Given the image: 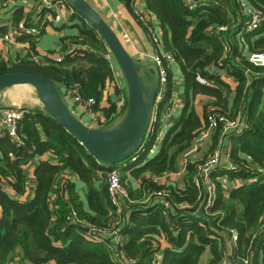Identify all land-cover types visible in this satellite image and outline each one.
I'll return each instance as SVG.
<instances>
[{
	"label": "trees",
	"instance_id": "obj_1",
	"mask_svg": "<svg viewBox=\"0 0 264 264\" xmlns=\"http://www.w3.org/2000/svg\"><path fill=\"white\" fill-rule=\"evenodd\" d=\"M5 1L1 0L0 7ZM119 1L137 20L136 0ZM227 1L237 15V1ZM244 1L264 17V0ZM144 5V14L158 22L163 52L171 56L183 77L185 104L181 113L175 119L172 115L168 122L172 126L167 124L161 130L167 129L158 148L154 145L159 122L154 124L141 151L134 156L135 170L131 169L129 175L120 174L127 198L117 207L109 200L107 172L123 163L99 168L96 159L58 122L42 112L22 109L17 137L4 135L0 139V163H5V169L0 166V264H14L16 260L20 264H118L115 255L128 264H200L206 250L210 252L208 264H227L224 252L230 231L237 237L232 264H244V261L256 264V257L258 264H264V66L249 61L251 55L264 53V36H259V29L249 34L238 28L217 33L216 29L227 23L226 15L223 7L210 3L192 11L182 0H144ZM33 7L27 14L17 8L12 14V25L21 20L33 25V16L38 13ZM72 12L80 21L78 35L62 39L60 64L35 61L30 55L13 62L0 59V75L22 72L47 77L60 90L75 92L83 102L93 101L88 108L109 118L115 106L103 109L99 106L106 85L113 80L111 64L105 58L109 51L85 19ZM43 30L44 27L41 34ZM7 32V27H0V36ZM236 34H240L238 43L232 39ZM219 35H224L226 45L217 40ZM39 36H23L17 42L33 47ZM238 44L246 46L247 56ZM71 46H76L74 55L67 53ZM78 59L87 61L88 66L70 70L68 65ZM212 67L218 74L236 80L230 104L229 86L212 73ZM198 76L208 84H199ZM114 92L120 94L116 88ZM121 92L126 101V89ZM197 95L212 100L209 104L213 109L204 106L202 119L192 106ZM171 96L168 82L160 108L171 107ZM209 113L222 115L240 126L222 136L223 126L218 123L203 155L196 159L185 157L208 127ZM222 138L225 160L209 175L212 205L205 211L207 189L202 183L196 187L194 180L199 166ZM153 147L157 149L155 152ZM45 153H50L55 162H41L35 167L33 197L21 201L28 184L24 168ZM180 165L184 167V189L155 181L177 173ZM94 170L102 172L101 191L91 185ZM66 174L86 185L85 202L79 196L76 182L66 178ZM129 177L140 180L137 190L132 189ZM225 180L245 183L225 193ZM118 238L120 242L114 243ZM160 238L168 248L158 260Z\"/></svg>",
	"mask_w": 264,
	"mask_h": 264
},
{
	"label": "crops",
	"instance_id": "obj_2",
	"mask_svg": "<svg viewBox=\"0 0 264 264\" xmlns=\"http://www.w3.org/2000/svg\"><path fill=\"white\" fill-rule=\"evenodd\" d=\"M87 1L94 7V9L98 11V13L116 32L117 36L119 37L122 44L124 45V47L126 48V50L128 51L129 55L132 58L152 64L151 57L154 53V45L149 40L146 31L143 29V25L132 16V13H130L126 9V7L122 2H120L119 0H87ZM214 3L215 5L212 3L210 4L214 7L216 6L223 7L226 15L227 24H230L228 29L229 31L233 28L236 29L238 28L242 30L240 27L243 28V24H244L243 22H245V19L241 17H239L240 19H238L239 16L238 13L236 15L233 12V10L229 7V2L227 0H214ZM33 6H34L33 0H6L4 2V6L0 7V27L9 28V26L12 25L11 23L12 14L17 8L22 9L23 13L27 14L31 11ZM135 7H136V11L145 13L144 0H136ZM235 9L237 11V6ZM66 16H67V21L62 24L44 26L43 33L36 40L33 47H31L28 43L21 41L20 42L16 41L12 45H6L0 43V59L4 62H13L17 59L24 58L28 55H30L32 59H34L35 61L38 60L54 61V59H57L59 57L61 58L62 39L76 37L78 35V25L80 24V21L76 17H74V14L71 9L67 8ZM148 18L151 20L156 33L161 38L160 27L155 17L151 16ZM125 35L127 37H125ZM239 35L240 34H236L235 37H232V39H235L236 43L240 41ZM259 36H264V22L259 28ZM222 38L224 40V35L222 36ZM254 39L256 38H253L252 40ZM200 45L205 46L204 44H199V46ZM238 47L240 48L241 52L247 56L248 52L246 46H241L240 44H238ZM111 65L115 73V76H113V80H115L117 82V85L120 87V89L124 91L122 75L119 69L117 68L116 63L113 60ZM85 66H88V62L83 59H78L76 62L68 65L70 70H77ZM169 75H170L169 83L172 94L171 102L173 103V104L171 103V106L174 109L172 115H173V119H175L179 116L185 104V90H184L183 77L180 73L178 65L175 62H173V60L170 67ZM219 76L229 86L230 93L228 95V103L230 104L233 98V91L237 84L236 80H234L232 77L226 76L224 73L219 74ZM115 88L116 87H114L111 84L106 85L105 88L106 90L104 92L102 101L99 104L101 109L108 108L110 107V105L115 104L116 101L115 98L117 95L114 92ZM61 91L64 94V101L67 104L68 108L78 119H80L86 126L90 128H98L101 126L100 123H102L101 118L103 116L101 111H97L98 119L94 120L87 113L81 110L79 103L70 93L67 92V90L62 89ZM201 97H206V96L197 95L193 99V101ZM193 101H192V106L194 107V110L196 111L198 116L202 119L203 108L200 109L196 107ZM13 108H22L31 112H41L40 104L38 100L35 98L33 91H31L29 86H15L8 88L0 93V114L6 109H13ZM168 125L169 127L172 126L171 123ZM156 150L154 149L153 151L155 152ZM153 151L150 152V155L154 153ZM135 160H136L135 158L131 159L130 161L124 162L122 165L117 167L120 174L126 173V175H129L131 169L135 170L134 169L136 168V166L134 165L136 162ZM46 161L54 163L55 159L50 153H45L43 155L36 156L24 168L26 171V175L28 177V184H27L26 194L21 197L20 199L21 201L30 200L33 197L35 191V185H36L34 178L35 167H37V165L40 164L41 162H46ZM98 167L107 168L99 163H98ZM94 171L95 172L91 180V185L98 191H101V188L104 186V182L101 176L102 172L98 170H94ZM64 176L76 182V187H77L76 189L79 193V196L81 200L85 202L86 192H87L86 185L78 181L73 176H69L68 174ZM183 176H184V167L183 165H180V168L177 173L162 176L156 179L155 181L160 185H165V184L173 185L179 189H184L185 183ZM129 181L132 184V189L137 190L140 184V180L129 177ZM244 183L245 182L239 180H225L223 182V189L225 193H228L232 188L239 187ZM7 191L11 195L13 194V192L10 189H7ZM122 240L124 241L126 239L123 238ZM113 242L115 243V241ZM159 242H160L161 252L157 256L158 260L161 259L162 251L168 248V245L162 238L159 239ZM227 244L228 245H226V251L224 252V260L225 263L232 264L234 244L231 241H229ZM209 259H210V252L209 250H206L200 258V264H208ZM255 263L256 264L259 263V257L255 258ZM14 264H20L19 260H16Z\"/></svg>",
	"mask_w": 264,
	"mask_h": 264
},
{
	"label": "water",
	"instance_id": "obj_3",
	"mask_svg": "<svg viewBox=\"0 0 264 264\" xmlns=\"http://www.w3.org/2000/svg\"><path fill=\"white\" fill-rule=\"evenodd\" d=\"M98 33L125 83L126 106L121 115L98 128H90L68 108L64 95L47 77L11 72L0 75V93L15 86H29L41 112L58 122L105 166L122 164L137 155L154 123L155 97L159 86L155 65L132 58L112 27L87 0H64ZM256 65H262L256 61ZM0 166L5 169V163Z\"/></svg>",
	"mask_w": 264,
	"mask_h": 264
},
{
	"label": "built area",
	"instance_id": "obj_4",
	"mask_svg": "<svg viewBox=\"0 0 264 264\" xmlns=\"http://www.w3.org/2000/svg\"><path fill=\"white\" fill-rule=\"evenodd\" d=\"M34 1V7L38 13L33 16L34 24L33 25H26L25 20H21L16 25H10L8 28V32L0 36V43L6 44V45H12L14 44L18 38L23 36H30V37H37L41 34L42 27L46 25H59L67 21L66 16V2L64 0H33ZM184 5L187 7L188 10L192 11L195 10L197 7L212 3L215 5L214 0H182ZM237 1V13L239 17L245 19V22H243V32L244 33H252L254 31H257L262 23L264 22V17L262 13L254 8L249 6L244 0H236ZM137 21L140 22L143 27L146 30V34L151 41V43L154 45V53L151 57L152 64L156 66L158 70V78H159V86L155 97V111H154V123L152 124L150 133L153 131L154 124L159 122L158 126V134L156 136V143L160 141L161 138V130L167 126V123L172 118L173 114V107L171 106H165L163 108H160L162 101L164 97L166 96V93L168 91V76L170 72V67L172 64V58L170 55L163 52L161 38L156 33L151 20L148 18L147 14H144V12L137 11L136 12ZM40 21V22H39ZM36 24H38L36 26ZM230 24H224L221 27H218L217 33H225L229 29ZM125 37H127L125 35ZM218 41L223 43V45H226L222 36H217ZM76 48V46H71L68 50V54L74 55L73 50ZM227 49V47H225ZM105 58L107 61L112 64V56L110 53H108ZM63 55L61 58L54 59V63L60 64L62 62ZM114 61V60H113ZM249 61L256 65V61L261 62L264 66V53L262 54H253L250 56ZM115 62V61H114ZM112 69V65H111ZM212 73L219 76L217 73V70L215 67H212ZM113 70V69H112ZM113 76H115V73L113 71ZM196 81L201 85H207L208 82L202 78L197 77ZM116 89L120 91V94L116 95L115 98V111L112 116L109 118H105L102 116L101 121L103 123H106V121L115 119L125 109L126 101L124 98L123 92L120 89V87L117 85V82L115 80H112L110 83ZM124 89H125V83L123 80ZM79 103V106L81 107V110L85 113H87L92 119H98V114L96 112H93L89 107V105L93 104V101L83 102L80 100L79 96L75 92H69ZM160 109V112L158 113ZM23 112L19 109H6L0 114V139L7 135L8 137L15 139L17 137V124L18 121L22 118ZM162 119L163 123L160 124V120ZM112 121V120H111ZM110 121V122H111ZM208 127L205 128L199 135L198 139L196 140V144H202L201 140H203L204 137L210 136L212 131L217 127L218 123H221L223 126L222 130V136L228 134L231 131H235L239 128L240 123L228 121L225 119L222 115L216 114V113H209L208 118ZM160 129V130H159ZM223 150V151H222ZM190 151L185 153V157L189 156L188 153ZM225 153H226V147L223 144V138L219 141V144L217 148L207 157V159L199 166V174L198 177L194 180V183L196 187H200L201 183L206 187L207 195L208 197L204 201V210L208 211L209 208L212 205V193H211V185L208 181L210 173L217 168L224 160H225ZM107 192L109 196V200L112 205L119 207L121 204V201L127 198V193L124 190L122 184L120 183V172L117 168L109 169L107 172ZM160 195V194H159ZM158 195V196H159ZM151 196L145 198L143 201L144 203H147ZM230 241L235 243L237 240L236 233L234 231H230ZM120 239H115V243H119ZM116 261L118 264H128L125 261L121 260V257L119 255H115ZM244 264H247V261H244Z\"/></svg>",
	"mask_w": 264,
	"mask_h": 264
},
{
	"label": "rangeland",
	"instance_id": "obj_5",
	"mask_svg": "<svg viewBox=\"0 0 264 264\" xmlns=\"http://www.w3.org/2000/svg\"><path fill=\"white\" fill-rule=\"evenodd\" d=\"M31 91H33V89L30 87ZM62 92V91H61ZM68 92V91H67ZM69 93V92H68ZM64 95V94H63ZM212 101L211 98H206V97H201L199 99H196L193 101L194 105L200 109H202L204 106H206L208 108V110H212L213 109V106H211V104H209V102ZM170 103L171 100H170ZM173 104V103H172ZM13 109H19L22 111V108H13ZM163 121L162 119L160 120V124H162ZM160 130V129H159ZM167 130H164V131H161L162 133V138L163 136L165 135ZM210 136H207V137H204L203 140H201L202 144H196V146L194 147V145L190 148V152L188 153V157H191V158H199L203 155L202 152L206 151L208 149V146L210 144ZM155 148H158V143H156L155 145ZM201 149V150H199ZM240 181V180H239ZM233 243V242H232Z\"/></svg>",
	"mask_w": 264,
	"mask_h": 264
},
{
	"label": "bare ground",
	"instance_id": "obj_6",
	"mask_svg": "<svg viewBox=\"0 0 264 264\" xmlns=\"http://www.w3.org/2000/svg\"><path fill=\"white\" fill-rule=\"evenodd\" d=\"M17 99V98H16ZM117 167V166H116Z\"/></svg>",
	"mask_w": 264,
	"mask_h": 264
}]
</instances>
